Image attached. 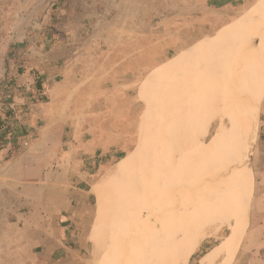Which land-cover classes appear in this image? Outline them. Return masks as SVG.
<instances>
[{
	"label": "rangeland",
	"instance_id": "obj_1",
	"mask_svg": "<svg viewBox=\"0 0 264 264\" xmlns=\"http://www.w3.org/2000/svg\"><path fill=\"white\" fill-rule=\"evenodd\" d=\"M263 12L264 0H9L0 53L18 78L23 117L12 121V135L0 132V145L14 137L13 151L31 155L33 165L67 170L69 195L80 207L74 229L85 264L104 263L109 207L113 201L119 207L128 181L157 176L161 169L144 160L165 139L166 148H181L174 162L182 167L179 177L195 180L192 198L199 210L193 222L181 215L160 263L156 256L151 264H264V249L253 255L245 243L251 232L264 243V96L257 105L243 98L253 81L244 71L238 81H247L233 80L239 59L262 51ZM263 85L255 81L254 92ZM206 92L213 110L225 106L228 95L254 107V130L237 135L240 123L232 125L229 115L234 104L213 111V118L205 110L199 120L195 113L182 119L180 110L195 102L200 107ZM42 105L52 123L41 130L44 114H38L37 130L29 132V113ZM158 115L164 116L153 126ZM22 131L30 138L18 137ZM216 210L226 213L208 217ZM240 210L246 214L241 234Z\"/></svg>",
	"mask_w": 264,
	"mask_h": 264
},
{
	"label": "bare ground",
	"instance_id": "obj_2",
	"mask_svg": "<svg viewBox=\"0 0 264 264\" xmlns=\"http://www.w3.org/2000/svg\"><path fill=\"white\" fill-rule=\"evenodd\" d=\"M252 11H249V12L251 13ZM259 13H261V10L260 12H258V14ZM250 16H252V14H250ZM260 26L264 28V12L262 13V16H261ZM201 46L203 47V45ZM256 63H260L261 65L258 68H255V66L257 65ZM237 68H238L237 69L238 72L234 76V79H233L234 82L236 83L238 81V78H239L238 73H240L241 71H244V72L240 74L246 73L244 76H247L248 80L252 78L253 81H251V83L248 84V86L245 85L246 89L244 92H242L243 93L242 96L244 99L248 98V100L252 104L257 105L259 99H261L264 96V85H263V88L254 92L255 81L264 83V43H262V51L260 53L256 52L250 57H248L247 59H239ZM223 71L225 72V69ZM242 81H247V80L242 77L241 81H238L237 84H239V82H242ZM229 83H231V81ZM227 86L228 85L221 88L223 92H225V90L226 91L229 90V87ZM237 91L238 89H236V94H237ZM223 92H219L217 94L218 95L217 98L219 100L218 102L219 106L222 104L221 102L224 100ZM209 93L211 96L212 94L211 92H206L205 96L207 100L206 101L203 100V103L200 107L197 106L199 104L198 102H195L196 98L193 97L192 100L195 103L194 102L192 103H194V106L191 108L181 109L180 110V115L182 116L181 118L182 119L185 117L188 118L189 113H195L197 120H199V118L201 119V115H204V114L206 115V111L208 110H209L208 111L209 113H212L210 115L212 117L213 111H215L214 115L217 114L218 112H226L230 106L233 108V104H234L233 111L229 115H230L232 125L237 124L238 121L240 123L239 125L241 127V130L237 135L239 136L243 132L245 134L251 133L249 131H251L250 129L252 126H250L251 124L249 121L252 119L253 115L256 114V112L254 111V107L249 106L250 105L249 104L247 105V107L244 108L246 103L242 104L236 98L237 96L235 97L237 99L236 100L235 98H233V95H228V96H232V98L230 97L226 105L224 106L222 104L223 107L220 106L216 110H213L215 108L211 106L213 102L212 98L208 99ZM228 93L231 94V92H228ZM181 97H182V94H178L177 100H179ZM196 111H199V112L196 113ZM160 115H158L156 119L152 118L153 126L156 124L158 125L160 120H162L164 115L162 116V118ZM252 128L254 130V127ZM224 129L226 131L228 130L226 129V127ZM231 134L229 135L231 136ZM234 135L235 134L233 133L232 136ZM229 139L230 138H228V140ZM234 141L236 142L235 138H234ZM164 142H167V139H165L158 146H154L153 151L150 154H148L146 157V160H144L146 163H149L148 165L156 164V167L161 169L159 170V173H156L157 176L152 177V175L150 174L148 178H142V177L138 178L137 181L133 185H130L131 182L128 181L127 183L129 187L127 186L128 188H126L125 193L120 194L119 207L114 206L115 205L114 201L112 205L109 207V212L111 214L110 222L112 224L111 226L112 232H111L110 238L105 244L104 250L102 251L105 253L104 254L105 260L103 264H114V260L117 262V264H151L152 260L156 256L159 259L158 262L160 263L159 255L163 251L165 247L164 246L165 243L169 240L170 238L169 236H171L173 233L176 232V227L178 226L177 222L179 221L181 215L184 216V214L186 213L187 219L191 220V222H193L194 220L193 219V215L195 217L194 210L197 207H196V200L194 199V197L192 198V194H195L193 193L194 187H191V186L194 185L195 180H193V178L192 179L191 178L188 179V177L185 178V176H184L185 179H183L182 176L179 177V174H181L182 172L181 171L182 167H180L181 169L178 168V166L175 165L174 160H175V154L179 151L181 152V148L179 146H177V148L174 146L173 147L171 146V148H166L165 145L163 144ZM249 143L250 141L248 139L246 144L249 145ZM245 145H243L242 147L247 146ZM161 147L163 148V150L160 149ZM247 151H248V148L242 151L240 160H243L246 157L245 155ZM179 163L181 162L179 161ZM208 171L209 170H205L204 173L207 174ZM180 183H183V185H179ZM188 192H189V195L186 194ZM198 210L199 209L197 208L196 211ZM221 211L223 210H216V211H213L214 213L212 214L211 212H209L208 217L215 216V215H216V218L221 217L226 213V210H224L223 212ZM237 220H238L237 225H236L237 232L241 234L245 229L246 214L240 210L237 213ZM105 226L106 224H104V228ZM134 232L137 233L135 234L136 236H134ZM123 239L125 240L127 239L124 244H122ZM113 247H116L118 250L117 251L115 250L116 252L111 254L110 250H112L111 248ZM233 254L234 253H231L229 257L232 258Z\"/></svg>",
	"mask_w": 264,
	"mask_h": 264
},
{
	"label": "crops",
	"instance_id": "obj_3",
	"mask_svg": "<svg viewBox=\"0 0 264 264\" xmlns=\"http://www.w3.org/2000/svg\"><path fill=\"white\" fill-rule=\"evenodd\" d=\"M29 114L32 119L25 122L29 132L37 130L38 114H44L41 130L52 123L47 105L33 106ZM27 132L17 136L30 138ZM13 138L0 146V264H85L74 229L80 207L69 195L67 170L55 173L33 165L31 155L13 151ZM256 236L251 232L245 241L246 251L253 255L264 249V243H258L262 238Z\"/></svg>",
	"mask_w": 264,
	"mask_h": 264
},
{
	"label": "built area",
	"instance_id": "obj_4",
	"mask_svg": "<svg viewBox=\"0 0 264 264\" xmlns=\"http://www.w3.org/2000/svg\"><path fill=\"white\" fill-rule=\"evenodd\" d=\"M8 5L9 0H0V49L3 42L5 15ZM19 88L18 78L12 73V65H9L7 69L5 58L0 53V119L4 120L9 117L12 121L19 122L23 117L17 102L20 97Z\"/></svg>",
	"mask_w": 264,
	"mask_h": 264
},
{
	"label": "trees",
	"instance_id": "obj_5",
	"mask_svg": "<svg viewBox=\"0 0 264 264\" xmlns=\"http://www.w3.org/2000/svg\"><path fill=\"white\" fill-rule=\"evenodd\" d=\"M35 79H36V81H35V88L38 91H41L42 90L41 79H40L39 76H36ZM12 125H13V122H12L11 118L8 117V118H6L4 120L0 119V132L3 133V134H10V135H12V133L14 132V128H12ZM0 142H2V140Z\"/></svg>",
	"mask_w": 264,
	"mask_h": 264
}]
</instances>
